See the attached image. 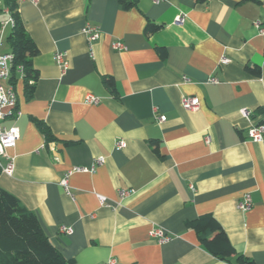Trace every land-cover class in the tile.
Masks as SVG:
<instances>
[{
    "label": "crops",
    "instance_id": "1",
    "mask_svg": "<svg viewBox=\"0 0 264 264\" xmlns=\"http://www.w3.org/2000/svg\"><path fill=\"white\" fill-rule=\"evenodd\" d=\"M134 3L124 10L116 0L18 1L38 50L37 78L29 98L21 70L2 83L20 116L1 123L17 127L19 139L0 158L3 168L13 163L11 176L0 171V188L37 217L72 264H232L207 253L186 227L206 214L238 254L264 264V133L259 143L247 135L264 126V34L256 27L264 31V0ZM148 23L159 29L146 32ZM86 26L100 31L97 41L88 44ZM115 42L124 49L114 50ZM88 94L98 103L86 104ZM184 96L196 98L198 110H184ZM75 167L93 172L71 174L68 196L59 181ZM245 194L252 206L241 211ZM156 227L169 242L149 236Z\"/></svg>",
    "mask_w": 264,
    "mask_h": 264
},
{
    "label": "trees",
    "instance_id": "2",
    "mask_svg": "<svg viewBox=\"0 0 264 264\" xmlns=\"http://www.w3.org/2000/svg\"><path fill=\"white\" fill-rule=\"evenodd\" d=\"M124 10L132 8L134 0H116ZM4 11L13 21L4 39V45L13 56L11 63V80L20 67L26 98L34 88L37 72L32 67V59L38 54L33 41L27 35L18 14V0H0V23ZM158 26L148 23L146 32H154ZM158 53L165 55L163 50ZM253 76H259L258 68H246ZM33 82V84H30ZM105 86L114 92L111 78L104 80ZM46 141L51 139L43 125H39ZM154 151L157 144L152 143ZM186 227L195 232L200 246L212 257L232 264H254L251 259L238 254L231 246L225 232L212 215L206 214L193 221L186 222ZM0 264H72L65 260L56 248L48 241L37 217L24 207L8 192L0 188Z\"/></svg>",
    "mask_w": 264,
    "mask_h": 264
},
{
    "label": "built area",
    "instance_id": "3",
    "mask_svg": "<svg viewBox=\"0 0 264 264\" xmlns=\"http://www.w3.org/2000/svg\"><path fill=\"white\" fill-rule=\"evenodd\" d=\"M19 2L27 1L30 3H36L37 0H18ZM4 13L7 14L5 11ZM183 22V17L178 16L174 24L181 25ZM13 23L12 19L8 17L7 19L1 21L0 23V158L6 157L5 153L9 149H13L16 146V143L19 139V130L15 126L11 127H3L2 121L5 120L7 116L15 115L16 117L20 116V112L16 111V95L11 88H4L2 85L3 82L9 80L11 76V63L13 60V56L10 53H4L2 48L4 46V32L6 28L11 26ZM256 27H258L260 34H264V31L260 29L258 23H256ZM83 34L86 36L88 44L97 41L100 38V31L97 28H91L86 26L82 30ZM114 50H123L124 46L121 42H115L113 44ZM54 61L56 65L60 68L62 72H65L68 69V63L65 60V57L62 53H56L54 55ZM222 63H227L225 58H222ZM21 70V68H18ZM209 82L215 83V79H210ZM86 104H97L98 99L90 94L85 97ZM182 108L186 111H196L199 108L198 100L194 97H186L184 96L181 100ZM243 116H248V112L246 110H241ZM159 122H163L165 117L160 116ZM264 126L262 124L251 126L247 132L248 139L251 142L259 143L263 139ZM118 148H124V143L119 142L117 144ZM101 160H97L96 163H100ZM0 171L7 175L11 176L13 173V163L11 160L8 161L7 165L3 168L0 162ZM81 172H93V167L84 168V167H75L72 170L68 171L63 178L59 181V185L63 189L64 193L68 196H71L70 187L68 186V178L73 173H81ZM193 190L192 187H190ZM127 192H120L121 196H125ZM99 202L105 203V198L102 196H97ZM252 201L249 194L243 195L240 200L238 207L241 211H247L251 208ZM61 232L70 235L72 230L70 228H61ZM149 236L152 239H156L160 244H164L170 241L171 237L165 234L160 228H153ZM111 264V262L109 263Z\"/></svg>",
    "mask_w": 264,
    "mask_h": 264
},
{
    "label": "rangeland",
    "instance_id": "4",
    "mask_svg": "<svg viewBox=\"0 0 264 264\" xmlns=\"http://www.w3.org/2000/svg\"><path fill=\"white\" fill-rule=\"evenodd\" d=\"M5 12V11H4Z\"/></svg>",
    "mask_w": 264,
    "mask_h": 264
}]
</instances>
